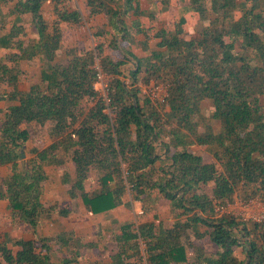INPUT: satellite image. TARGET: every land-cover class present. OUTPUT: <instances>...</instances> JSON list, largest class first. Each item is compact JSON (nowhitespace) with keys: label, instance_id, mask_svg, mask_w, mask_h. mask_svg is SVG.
I'll return each mask as SVG.
<instances>
[{"label":"trees","instance_id":"obj_1","mask_svg":"<svg viewBox=\"0 0 264 264\" xmlns=\"http://www.w3.org/2000/svg\"><path fill=\"white\" fill-rule=\"evenodd\" d=\"M69 1L54 0L55 18L47 21L46 0H0V83L6 87L0 100L8 104L0 109V166L9 169L0 182V201L8 204L7 218L33 235L5 234L0 264H56L53 242L71 249L62 264H81V250L99 248L74 231L40 233L55 214L73 213L44 204L46 167L61 168L69 198L82 200L93 214L129 201L140 202L148 213L162 200L177 212L168 228L113 219L102 264H184L188 247L195 252L193 264H264V220L216 213L236 198L264 202V0H190L199 29L189 38L184 18L173 31L145 30L142 20L153 16L138 0H83L91 17L105 16L113 37L100 29L94 49L69 51L67 63L58 64L70 26L82 21ZM28 24L37 39L30 37ZM151 38L164 50H151ZM124 43L144 55L126 50ZM35 60L42 66L40 82L21 89V63ZM96 60L112 77V115L95 88ZM153 81L167 86L163 104L143 92ZM32 127L40 137L49 134L52 143L28 149ZM92 170L98 178L88 187ZM193 238H208L217 247L215 256L194 246Z\"/></svg>","mask_w":264,"mask_h":264},{"label":"rangeland","instance_id":"obj_2","mask_svg":"<svg viewBox=\"0 0 264 264\" xmlns=\"http://www.w3.org/2000/svg\"><path fill=\"white\" fill-rule=\"evenodd\" d=\"M54 0H46L43 8V15L47 21L54 20ZM70 10H79L83 14V20L81 25L75 29L74 34L70 32L69 35L65 38V41L62 44V47L60 51L58 52V56L56 61L58 64H66L67 63V53L77 51L79 49H93L97 43L99 44V37L97 32L100 29H106L108 36L112 34V28L110 30H107V27L109 25H106L104 27H101L99 24L92 23L91 18L88 16V14L85 11V5L82 4L80 1L71 0L68 3ZM30 22V21H28ZM29 25V24H28ZM111 27V26H109ZM30 30V37L32 39H37L38 36H36L35 29L32 27V25H29ZM36 37V38H35ZM187 38V37H186ZM124 47L126 50L131 51L132 53L136 55L143 56L139 50V47H130L129 44L124 43ZM112 56H114L117 59V56L114 53H111ZM41 63L38 60L32 61V62H23L21 63V74H20V81L19 85L21 89H29L32 83H38L40 82L41 77ZM5 86L0 83V91L2 94L5 92ZM7 103L0 100V107H6ZM204 107V112L208 116L211 114L210 107L211 104L209 102H206ZM3 114H0V120H2ZM217 128V127H216ZM39 131V129H38ZM31 134L32 138L30 142L28 143V149H31L35 145H38L39 147H44L52 143V139L49 137V134L45 137L38 136L36 129L34 127L31 128ZM197 152V151H196ZM199 155L201 154L204 159L207 162H215V159L213 156L206 151L205 149L198 150L197 152ZM26 154L29 156L28 151ZM25 159L26 156H24ZM67 167L68 170L74 175L75 173V166L73 162L70 160V157H67ZM45 172L47 175V180L44 183V195H43V201L45 205L51 206L54 205V203H59L62 207H68L73 209H79V206L77 203H72L69 199V195L67 192L66 186L63 184L62 176H63V170L61 168H53V167H46ZM98 178V174L96 171L92 170L90 173V180L88 181V187H91ZM238 199V198H236ZM254 200H260V199H254ZM262 201V200H260ZM130 204L127 206H124L121 208L120 211L116 212V214L119 216V221L121 223H130L134 225H139L142 222L145 221H157V224H161L162 227L168 228L170 227L175 220L177 212H175L170 203L162 200L156 204L154 209L151 212H146L143 208L140 202L135 201H129ZM82 205V203H81ZM58 206V205H57ZM59 206V207H60ZM71 206V207H70ZM2 208H0L1 210ZM3 210V209H2ZM142 211L144 214L141 215L138 212ZM235 212L238 214H242L245 217H247V212H244L240 207H236ZM257 216L264 215V207L263 209H260L258 213H255ZM77 220L81 219V214L77 215ZM106 216H99L97 218H94V216L90 217L92 221V225L96 226L97 233H95V228L92 226L90 227L89 224H86V219L82 220L83 223V231L85 235H80L79 237L82 242L86 243L88 241H93L99 245L98 249H90V248H84L81 250L82 257L80 258L81 264H98L100 262V258L107 257L108 251L104 248L105 244L109 241L110 235L108 234H102L101 225L99 222H105L108 221L109 224H106L104 226L105 229H108V231L112 228V224L109 220L110 218H105ZM5 213L3 214V217L0 218V242L3 238V235L5 234V231L7 229L6 222H5ZM109 219V220H108ZM99 223L95 225L96 223ZM74 226V219L73 218H66L63 219V217H59L57 214L54 215L52 220L44 221L40 227V231L47 237H53L58 233V230L63 228L70 229ZM106 232V231H105ZM104 233V232H103ZM9 234L13 238H23V239H29L32 237L31 232L26 226L19 225L18 223L14 221H10L9 217ZM105 236L107 237V240H105ZM105 238V239H104ZM194 240V246H201L205 249V252L208 256H215L217 248L214 246L211 241L208 238H205L203 240ZM52 249H53V258L55 260L56 264H62V260L64 257L71 256V249L66 248H60L57 244L54 242L52 243ZM144 249V247H143ZM13 250H15L13 248ZM188 256H189V262L187 264H193L194 263V249L192 247H188ZM241 251V250H240ZM101 264V262L99 263Z\"/></svg>","mask_w":264,"mask_h":264},{"label":"crops","instance_id":"obj_3","mask_svg":"<svg viewBox=\"0 0 264 264\" xmlns=\"http://www.w3.org/2000/svg\"><path fill=\"white\" fill-rule=\"evenodd\" d=\"M76 1H80L82 4H84L85 5V1H83V0H76ZM139 1V3H140V5H141V7H142V10H144L146 13H150V15H152L153 16V18L150 20L149 18H144L143 20H142V22H143V28L146 30H149L151 33H156L157 31H159V30H162V29H166L167 31H173L174 30V28H175V25H176V23L180 20V19H182V18H184L185 20H186V23H185V25H184V30H185V33H186V37L187 38H189L191 35H193V34H195L196 32H197V30L199 29V23H198V20H197V16L195 15V13L193 12V11H191L190 10V0H168V3H165V0H138ZM54 8H55V6H54ZM54 11V10H53ZM85 11H86V13L88 14V16L91 18V21H92V23H95V24H99V25H101V27H104V26H106V25H108L107 24V21H106V18H105V16L104 15H97V16H93V17H91L90 15H89V13H88V10H87V8H86V6H85ZM80 13H81V15H82V21H85V20H83V14H84V11H83V14H82V12L80 11ZM54 18H55V16H54ZM131 19H129V18H127V20H126V22H127V25H129V26H131V24H132V21H133V18L132 17H130ZM82 21L80 22V24L79 25H71L70 26V31H71V33H73L74 34V32H75V29L77 28V27H79L80 25H81V23H82ZM110 28L111 27H107V30L109 31L110 30ZM104 29V28H103ZM113 30H112V34L110 35V36H108L109 37V39L110 38H112L113 37ZM37 36V35H36ZM135 37H136V39L139 41V42H141V41H143V39H144V37H143V35L142 34H138V35H135ZM36 38V37H35ZM65 41V40H64ZM63 41V42H64ZM159 42H160V40H158V39H155V38H151L150 40H149V48L151 49V50H164V49H161V48H159L158 47V44H159ZM63 44V43H62ZM62 47V46H61ZM95 47H96V45H95ZM94 47V48H95ZM93 48V49H94ZM140 51V53L142 54V55H144V53L141 51V49L139 48V50H138V52ZM138 56H140L141 57V55H138ZM24 90H28V89H24ZM2 101H4V102H6L5 100H2ZM7 103V102H6ZM8 105V104H7ZM7 105H6V107H7ZM6 107H0V109L4 112L5 111V109H6ZM1 114V113H0ZM195 153H197L198 152V150L200 151L201 150V148H199V147H195V148H193L192 149ZM197 151V152H196ZM198 154V153H197ZM201 155V154H200ZM9 174V169H8V167H5V166H0V182H1V180L3 179V178H5L7 175ZM44 186V185H43ZM43 195H44V190H43ZM70 199V198H69ZM71 200V202L73 203H77L78 204V206H79V209L77 210V209H73L71 206V208H72V210H73V213L71 214V216L70 217H68V219L69 218H73L74 219V226L73 227H71L70 229H68V228H63V227H61L59 230H58V233H62V232H71V231H74L75 233H76V235L78 236V237H81L80 235H85V233H84V231H83V221L82 220H84V219H86L87 221L85 222L86 224H89L90 225V227L92 228V221H91V216L93 217L94 216V218H97V217H99V216H106L107 218H110L111 220H109L110 221V223H111V221L113 220V219H116V220H118L119 221V216L116 214V212H118V211H120L121 210V208L119 207V208H115V209H113V210H110V211H108V212H105V213H100V214H93V213H91V212H89V211H87L86 210V208H85V206H84V204H83V202H82V200H72V199H70ZM44 202V201H43ZM81 203H82V205H81ZM45 204V203H44ZM54 204H57L58 206H60L59 205V203H54ZM60 207H62V206H60ZM67 207V206H66ZM0 208H2L1 210H0V218H2L3 217V214L5 213V222H6V226H7V229H6V231H5V234H9V218H7L8 217V204H7V202H5V201H0ZM140 212L141 211H139L138 213L140 214ZM78 214H81V219L80 220H77V218H78ZM144 214V213H143ZM142 214V215H143ZM105 217V218H106ZM62 218V217H61ZM63 219H66V218H63ZM120 222V221H119ZM151 222H156L157 223V221L156 220H154V221H151ZM101 225H103V226H101V230H102V234H110V231H108V229H105L104 228V226L106 225V224H109V222L108 221H105V222H99ZM98 222L95 224V225H97V224H99ZM143 223V222H142ZM8 224V225H7ZM140 224V223H139ZM137 225V224H136ZM138 226V225H137ZM94 228L96 227V226H93ZM97 228H95V233H97V230H96ZM106 231V232H105ZM104 232V233H103ZM40 233L42 234V235H44L41 231H40ZM57 233V234H58ZM4 234V235H5ZM56 234V235H57ZM3 235V236H4ZM32 235V234H31ZM45 236V235H44ZM32 237H33V235H32ZM32 237H30L29 239H31ZM47 237V236H46ZM106 238V239H105ZM105 240H107V237L105 236ZM28 239V238H27ZM88 242H93V241H88ZM192 243L193 244H195L194 243V240H192ZM106 245V244H105ZM215 246V245H214ZM104 247H106V246H104ZM217 248V247H216ZM104 249H106V248H104ZM106 258V257H105ZM105 258H103V257H101L100 258V262H101V264H102V262L104 261V259ZM100 262H98V264L100 263ZM184 264H187V263H184Z\"/></svg>","mask_w":264,"mask_h":264},{"label":"built area","instance_id":"obj_4","mask_svg":"<svg viewBox=\"0 0 264 264\" xmlns=\"http://www.w3.org/2000/svg\"><path fill=\"white\" fill-rule=\"evenodd\" d=\"M95 69L97 71V81L95 88L99 92V95L103 99L104 103L107 105V113L111 114L109 107L111 104V99L109 98V89L112 82V77L102 70L99 60H96ZM143 92L144 94L148 95L155 104L165 103L168 97L167 86L164 84H158L154 81L147 86H143ZM236 207H240V209H242L244 212H247V217L235 212ZM263 207L264 202L260 200L242 201L240 199H235L233 203L217 207L216 213L218 215L232 214L243 221L253 220L261 222L264 220V215L257 216L255 213H258L260 209H263ZM140 214L142 215L143 212L141 211Z\"/></svg>","mask_w":264,"mask_h":264}]
</instances>
